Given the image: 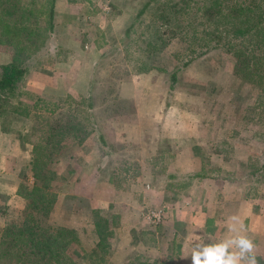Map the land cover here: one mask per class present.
I'll return each instance as SVG.
<instances>
[{"label": "rangeland", "instance_id": "obj_1", "mask_svg": "<svg viewBox=\"0 0 264 264\" xmlns=\"http://www.w3.org/2000/svg\"><path fill=\"white\" fill-rule=\"evenodd\" d=\"M47 2L37 0L42 21ZM263 8V0H56L50 41L0 117V230L19 221L24 188L46 177L55 196L48 223L75 231L77 264H156L157 253L172 261L170 242L154 231L160 199L146 193L143 162L156 144L165 153L158 177L162 168L178 171L173 184L182 186L188 174L240 177L263 197L264 50L255 49ZM240 29L252 30L235 37ZM242 53L248 77L235 73ZM1 54L0 67L11 63ZM161 109L162 122L143 118ZM71 112L84 130L50 131ZM182 149L181 169L168 156ZM37 157L46 170H33ZM153 210L163 213L158 225L147 219Z\"/></svg>", "mask_w": 264, "mask_h": 264}, {"label": "trees", "instance_id": "obj_2", "mask_svg": "<svg viewBox=\"0 0 264 264\" xmlns=\"http://www.w3.org/2000/svg\"><path fill=\"white\" fill-rule=\"evenodd\" d=\"M55 3L56 0H48L47 16L42 21L37 14V0H0V50L8 51L12 55L11 63L0 67V117L11 105L9 101L16 95L19 83L27 76L29 62L38 59L41 50L50 41L49 34L54 27ZM146 7L147 5L137 13V17L144 14ZM163 19L167 21L166 16ZM263 20L264 18L261 21ZM251 30L240 29L234 35L247 36ZM259 36L260 40L255 49L264 50V26ZM258 43H261V46ZM48 47V50L54 49L52 45ZM238 58L242 62L237 59L235 73L248 68L243 53L239 54ZM243 73L247 77L250 75ZM90 99V96L83 98L84 103H89L88 108L92 106ZM51 113H54V110ZM71 113L65 114L64 123L62 120H55L50 131L54 129L59 134L63 131L70 133L84 130L80 122L73 117V112ZM41 160L37 157L33 170H46V164ZM39 181V187L35 185L24 188L26 206L20 213L19 221L9 222L0 230V264H77L74 259V250L78 244L76 233L71 229L48 223L55 196L49 191L50 185L46 177Z\"/></svg>", "mask_w": 264, "mask_h": 264}, {"label": "crops", "instance_id": "obj_3", "mask_svg": "<svg viewBox=\"0 0 264 264\" xmlns=\"http://www.w3.org/2000/svg\"><path fill=\"white\" fill-rule=\"evenodd\" d=\"M6 56L3 54L0 58H5L8 62ZM40 76L38 79L41 80L49 78ZM33 79H35V75ZM89 84L90 79L86 85V94L89 91ZM84 94L80 93V95ZM159 99L161 100V97ZM136 106L135 113L138 115V119H141L139 104ZM160 107L161 103L159 102ZM156 112H158V108ZM156 114L149 113L143 118L155 121L159 119L162 122L165 114L163 110L161 109V114ZM158 135H160V131ZM190 135L193 138L196 137L194 133ZM162 136L168 138L165 133H162ZM143 143L145 144V141ZM149 149H151L148 156L149 161L143 162L146 169L145 181L148 191L146 193L160 199L159 206L164 212L162 226L159 230L154 231L155 235H159V238L166 237L170 242L171 255H174L170 261L157 253L159 258L156 264H192L191 253L196 245H201V248L196 250L202 251L204 245L221 243L226 238H235L238 235H245L255 245L251 253H246V257L255 254L257 264H264V196L247 192L242 182L244 178L230 176L219 178L215 175L216 173L211 172L188 174L191 182L185 186L173 184L181 174L179 175L178 171L172 172L162 168L164 176L158 177L159 172H157L156 166L164 161L165 153L158 147V144L149 146ZM146 151L148 152V150ZM183 153L184 149H182L181 155L179 153L174 155L171 152V156H168L170 161L176 162L174 167L181 168V162H186ZM101 160L104 164L105 160L102 156ZM220 169L223 171L222 164ZM115 171L117 176L118 172ZM168 196L169 198H167ZM116 198L120 200L119 196ZM232 217H237V219H231ZM228 251L239 252V248L231 245ZM239 264H247V260L241 259Z\"/></svg>", "mask_w": 264, "mask_h": 264}, {"label": "clouds", "instance_id": "obj_4", "mask_svg": "<svg viewBox=\"0 0 264 264\" xmlns=\"http://www.w3.org/2000/svg\"><path fill=\"white\" fill-rule=\"evenodd\" d=\"M231 219H237V217ZM231 245L238 247L239 252H229L228 248ZM254 247L253 241L245 235L226 238L214 245H204L202 251L196 250L201 248V245H196L191 253L192 264H239L241 259H246L247 264H257L255 254L246 257V253H251Z\"/></svg>", "mask_w": 264, "mask_h": 264}, {"label": "built area", "instance_id": "obj_5", "mask_svg": "<svg viewBox=\"0 0 264 264\" xmlns=\"http://www.w3.org/2000/svg\"><path fill=\"white\" fill-rule=\"evenodd\" d=\"M163 218V213L161 210H153L147 214V219L151 224L158 225L161 223Z\"/></svg>", "mask_w": 264, "mask_h": 264}]
</instances>
